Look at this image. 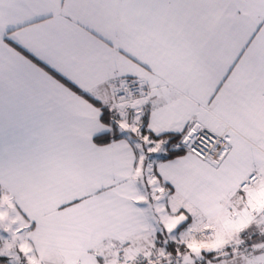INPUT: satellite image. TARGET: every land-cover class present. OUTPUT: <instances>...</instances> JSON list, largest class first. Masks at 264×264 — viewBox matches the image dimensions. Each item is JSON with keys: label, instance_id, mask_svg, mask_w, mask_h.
Instances as JSON below:
<instances>
[{"label": "snow or ice", "instance_id": "obj_1", "mask_svg": "<svg viewBox=\"0 0 264 264\" xmlns=\"http://www.w3.org/2000/svg\"><path fill=\"white\" fill-rule=\"evenodd\" d=\"M0 264H264V0H0Z\"/></svg>", "mask_w": 264, "mask_h": 264}]
</instances>
